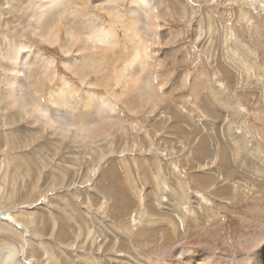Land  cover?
I'll use <instances>...</instances> for the list:
<instances>
[{
    "label": "rangeland",
    "instance_id": "1",
    "mask_svg": "<svg viewBox=\"0 0 264 264\" xmlns=\"http://www.w3.org/2000/svg\"><path fill=\"white\" fill-rule=\"evenodd\" d=\"M25 1L0 0V49L25 40L56 57L59 73L43 85L47 105L60 73L69 72L60 46L27 26ZM82 1H68L64 21L95 12L98 24L111 23L108 4ZM158 1L166 31L179 33L155 47L161 65L152 72L161 74L164 103L131 113L119 99L127 121L99 142H72L13 105L1 83L12 73L10 59L0 56V264L264 259V0ZM120 2L127 10L132 0ZM176 49L184 59L176 60ZM69 76L80 87L77 99L86 96L88 85ZM189 246L178 259L176 248Z\"/></svg>",
    "mask_w": 264,
    "mask_h": 264
},
{
    "label": "bare ground",
    "instance_id": "2",
    "mask_svg": "<svg viewBox=\"0 0 264 264\" xmlns=\"http://www.w3.org/2000/svg\"><path fill=\"white\" fill-rule=\"evenodd\" d=\"M68 1L23 2L27 26L30 27L33 22L32 32L41 42L60 46L65 56L61 62L62 67L69 72L62 75L60 73V80L55 91H51L47 105L41 98L43 85L46 80H54L58 75L57 59L53 55L43 53L42 49L35 48L28 41L14 42L11 45L13 49L11 46L9 49H0V56L10 59L9 69L12 72L11 75L0 77L4 79L1 83L7 86V95L14 96L13 105H17L30 115L33 122L40 123L43 127H50V130L59 133L63 138L70 136L72 142L87 140L99 142L103 136L110 134L109 131L113 127L119 126L122 129L124 122L127 121L125 109H121L118 105L119 99L125 103L126 109L131 113L139 112L145 105L149 112L153 113L159 102L164 103L165 91L162 80L160 81L161 74L152 72V67L161 65V61L155 56L157 52L155 47L161 46L164 41L175 40L179 33L170 28L166 31L163 8L165 5L158 0H132L127 10H123L119 5L121 0H101L102 4L109 5L107 14H110V20L112 19L109 25H105L104 22L98 24L95 12H87L88 15L82 18L85 21L80 18L74 21V17L64 21ZM118 23L126 32V39L130 43L128 47L127 40L118 36L115 27ZM62 33H65L64 40ZM178 51L179 49H176L177 53ZM231 51L233 52L232 49ZM176 54V60L185 58L182 53ZM172 72L173 69H165L163 74H167L168 77L173 74ZM70 74L82 85H88L86 96L81 94L77 99L80 87L74 83L75 80L69 76ZM190 74L189 71L182 74L183 84L189 80ZM202 75H198L196 81L201 82L200 79L204 78L201 77ZM198 82L196 88L199 86ZM101 86L105 88L107 95L99 91ZM119 86L123 88L121 93L118 90ZM0 96H3L2 92ZM69 98L70 104L67 106L58 102ZM78 101H81L83 111L78 108L80 104L76 105ZM84 108L87 112H84ZM206 149L209 150L207 138L200 144L202 152ZM191 248L192 246L176 248L178 259L187 257L186 255L191 253ZM210 252L214 253L212 259L218 258L224 261V254L212 250ZM263 260L254 264H264ZM187 261L190 264H210L209 259L202 262L191 256ZM9 264L15 263L12 261Z\"/></svg>",
    "mask_w": 264,
    "mask_h": 264
},
{
    "label": "snow or ice",
    "instance_id": "3",
    "mask_svg": "<svg viewBox=\"0 0 264 264\" xmlns=\"http://www.w3.org/2000/svg\"><path fill=\"white\" fill-rule=\"evenodd\" d=\"M64 103L66 106L70 104V98L69 99H63L62 101H58Z\"/></svg>",
    "mask_w": 264,
    "mask_h": 264
}]
</instances>
